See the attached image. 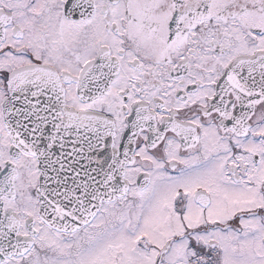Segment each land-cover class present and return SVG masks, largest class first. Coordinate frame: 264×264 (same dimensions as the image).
Returning a JSON list of instances; mask_svg holds the SVG:
<instances>
[{
  "label": "snow or ice",
  "instance_id": "1",
  "mask_svg": "<svg viewBox=\"0 0 264 264\" xmlns=\"http://www.w3.org/2000/svg\"><path fill=\"white\" fill-rule=\"evenodd\" d=\"M0 264H264V0H0Z\"/></svg>",
  "mask_w": 264,
  "mask_h": 264
}]
</instances>
